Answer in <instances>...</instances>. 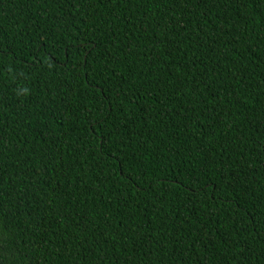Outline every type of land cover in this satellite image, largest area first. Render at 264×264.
Returning <instances> with one entry per match:
<instances>
[{
	"label": "trees",
	"instance_id": "1",
	"mask_svg": "<svg viewBox=\"0 0 264 264\" xmlns=\"http://www.w3.org/2000/svg\"><path fill=\"white\" fill-rule=\"evenodd\" d=\"M263 184L264 0H0V264H264Z\"/></svg>",
	"mask_w": 264,
	"mask_h": 264
},
{
	"label": "bare ground",
	"instance_id": "2",
	"mask_svg": "<svg viewBox=\"0 0 264 264\" xmlns=\"http://www.w3.org/2000/svg\"><path fill=\"white\" fill-rule=\"evenodd\" d=\"M264 185V184H263ZM196 205V204H195ZM264 207V206H263ZM261 215V214H260ZM219 217V216H218ZM219 223V222H218ZM236 224V223H235ZM258 225V224H257ZM235 229V228H234ZM261 229V228H260ZM231 233V232H230ZM234 237V236H233ZM231 239V238H230Z\"/></svg>",
	"mask_w": 264,
	"mask_h": 264
}]
</instances>
